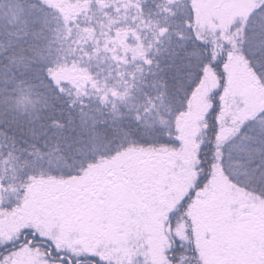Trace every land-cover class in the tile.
Segmentation results:
<instances>
[{
	"label": "snow or ice",
	"instance_id": "1",
	"mask_svg": "<svg viewBox=\"0 0 264 264\" xmlns=\"http://www.w3.org/2000/svg\"><path fill=\"white\" fill-rule=\"evenodd\" d=\"M97 2L101 17L83 23L63 14V0H0V220L31 211L29 191L41 185L103 206L139 181L123 168L91 177L101 161L180 156L192 146L197 182L181 208L222 177L246 197L225 200L224 222L264 221V0H218L221 10L247 11L210 29L198 22V0ZM122 30L132 33L127 49L115 44ZM100 60L108 62L103 76L93 71ZM201 96L207 107L197 115ZM188 117L194 136L182 127ZM208 239L217 242L215 227ZM194 240L177 238L168 264H207ZM256 243L264 251V225ZM149 254L141 244L114 260L104 243L61 246L33 225L0 238V264H22L24 255L33 264H151ZM215 264L245 262L221 254Z\"/></svg>",
	"mask_w": 264,
	"mask_h": 264
},
{
	"label": "rangeland",
	"instance_id": "2",
	"mask_svg": "<svg viewBox=\"0 0 264 264\" xmlns=\"http://www.w3.org/2000/svg\"><path fill=\"white\" fill-rule=\"evenodd\" d=\"M198 4L200 24L206 29L212 28L214 22L227 24L247 11L243 7L215 9L217 0H198ZM233 73L240 75L238 64L233 65ZM213 82L208 78L207 85H215ZM244 83L246 81L241 79L240 84ZM187 119L185 131L194 136V120L191 117ZM194 162L192 146L180 156L159 151L121 156L105 171L103 166L97 168L99 178L103 179L106 174L114 175L110 169L116 172L122 168L132 170L139 181L136 191L116 195L110 203L99 207L65 193L41 206L34 203L36 195L32 193V210L20 214L25 218L0 220V238L15 234L25 225H33L40 227L46 235L55 234L61 246L92 250L104 243L114 260L130 255L132 246L139 249L141 244H146L150 246L151 264H168L166 253L174 247L175 240L178 238L187 244L194 233L193 242L207 264H215L221 254L229 258L239 257L245 264L264 256V251L256 243L264 221L245 225L224 222L225 200L232 201L233 195H238L239 199L246 197L243 192L234 194L231 185L222 177L210 186L208 194H201L190 207H180L182 200L189 195L190 184L197 181ZM184 177L192 179L187 187ZM233 202L239 206L238 201ZM214 227L218 240L212 244L208 237Z\"/></svg>",
	"mask_w": 264,
	"mask_h": 264
},
{
	"label": "trees",
	"instance_id": "3",
	"mask_svg": "<svg viewBox=\"0 0 264 264\" xmlns=\"http://www.w3.org/2000/svg\"><path fill=\"white\" fill-rule=\"evenodd\" d=\"M104 2L106 4H109V5L112 4V0H104ZM120 2H121V4H123V3H127L128 0H120ZM132 2L134 3L135 0H132ZM63 3H64L63 14L65 16L69 17L70 19L78 18L83 23H94L95 19H99L102 15L101 12L98 11L99 4H98L97 0H83L82 3H72V4L68 3L67 0H63ZM214 8L218 9V7H216V6H214ZM89 9H91V10H89ZM107 10H109V9H105V11H107ZM123 11H124V9L122 8V13H123ZM129 11L131 13V11H134V10H129ZM199 14H200V11L198 8L197 9V17H198V22L200 23L201 21L199 20V18H200ZM113 16H115V13H113ZM107 22H108L107 18H104L105 25L107 24ZM104 31H107L106 27L104 28ZM130 36H132V33L130 31L122 30L120 35L117 37L115 44L118 47L123 46L125 49H127L126 39ZM132 51H136V50L133 49ZM107 67H108V62H106L104 60H100L99 61V67L94 68L93 71H99L102 73V76H103V74L107 70ZM209 78H211L212 81H214L213 83H215V78L211 74H209ZM206 84H207V82H206ZM212 87H214V85L213 86L207 85V89H211ZM206 107H207V105L205 103L204 97L201 96L194 105V112L201 114L203 111L206 110ZM186 122H189L187 118H185L182 122V127L184 129H187L186 128ZM113 161L114 160L101 161L94 169H92L91 177L99 178V172H97L96 169L99 168L100 166H103V170L105 171L109 167L110 163H112ZM194 173H195V171H194ZM184 178H185V183H186L185 185L187 187V185H189L192 182V179L187 178V177H184ZM196 182H193L192 184H190L191 187L188 188L189 195L187 197L191 198L190 193L192 192V190L196 186ZM60 187H63V186L62 185L61 186L41 185L40 187H35L29 191L28 200L31 201L30 197H32V193H34L36 195L34 203H38L41 206H46L48 202H51L53 199L58 198L60 196V194H61V192L59 191ZM38 204L35 206V209L38 207ZM64 204H66V203H64ZM11 218H14V220L16 221V220L23 219L25 217L23 215L20 216V214H15V215L7 214L5 216V218L2 220H8Z\"/></svg>",
	"mask_w": 264,
	"mask_h": 264
},
{
	"label": "flooded vegetation",
	"instance_id": "4",
	"mask_svg": "<svg viewBox=\"0 0 264 264\" xmlns=\"http://www.w3.org/2000/svg\"><path fill=\"white\" fill-rule=\"evenodd\" d=\"M22 264H33L32 258L30 256H27V255L23 256Z\"/></svg>",
	"mask_w": 264,
	"mask_h": 264
},
{
	"label": "water",
	"instance_id": "5",
	"mask_svg": "<svg viewBox=\"0 0 264 264\" xmlns=\"http://www.w3.org/2000/svg\"><path fill=\"white\" fill-rule=\"evenodd\" d=\"M217 2H218V0H217Z\"/></svg>",
	"mask_w": 264,
	"mask_h": 264
}]
</instances>
